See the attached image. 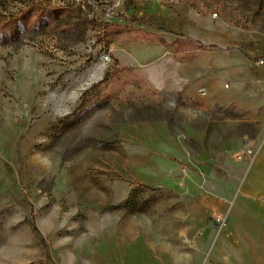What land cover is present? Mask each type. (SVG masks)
Segmentation results:
<instances>
[{
  "label": "rangeland",
  "instance_id": "1",
  "mask_svg": "<svg viewBox=\"0 0 264 264\" xmlns=\"http://www.w3.org/2000/svg\"><path fill=\"white\" fill-rule=\"evenodd\" d=\"M259 58L264 0H0V264H216L221 200L264 234Z\"/></svg>",
  "mask_w": 264,
  "mask_h": 264
},
{
  "label": "crops",
  "instance_id": "2",
  "mask_svg": "<svg viewBox=\"0 0 264 264\" xmlns=\"http://www.w3.org/2000/svg\"><path fill=\"white\" fill-rule=\"evenodd\" d=\"M263 66V65H262ZM228 204L225 200H221L218 204H211L208 203V207L206 210H210L211 207L217 208L218 211H221L223 213V224L221 227L227 226V229L225 230L217 228L215 229L210 225V223L206 222L205 214L204 212L202 216L200 215H194L193 213H173V228L174 230H180V234L182 235H189L194 232V228L196 227H204L207 232V236H209L210 232L216 231V233L222 230L224 234L219 235V240L217 245H213L210 253H214L212 256V259H214V262L216 264H240L242 261V257L244 258L243 252L250 251V252H261L264 251V234L262 231H259V229L256 230H248V233L242 234L241 237L238 235L237 228L230 227L232 225L231 223L226 222V219L230 217V213H227L226 216V209ZM257 208L259 211L257 213L264 214V205L257 203ZM260 209H263L261 211ZM238 214L235 216L233 215L232 220L236 219ZM183 220V223L178 224L177 221ZM179 226V228H178ZM214 230V231H213ZM225 230V231H224ZM219 231V232H220ZM214 233V235L216 234ZM177 234V231L173 232V236ZM213 235V236H214ZM211 236V235H210ZM213 238V237H211ZM210 238V240H212ZM244 242V244H243ZM210 243V242H209ZM246 246V247H245ZM152 254L154 258H158L159 261L162 259L161 257V246L159 247H152ZM193 249H187L184 248L182 243H175L173 244V254L170 255V262L171 264H201L202 261L199 263L193 254ZM158 254V256L156 255ZM250 258V257H249ZM252 263L257 264L256 258H252ZM242 264V263H241Z\"/></svg>",
  "mask_w": 264,
  "mask_h": 264
},
{
  "label": "trees",
  "instance_id": "3",
  "mask_svg": "<svg viewBox=\"0 0 264 264\" xmlns=\"http://www.w3.org/2000/svg\"><path fill=\"white\" fill-rule=\"evenodd\" d=\"M141 33L145 39H150L153 41H158L160 43H165V40L155 33L148 32V31H143ZM175 42L178 47H182V46L193 47L194 46L193 43L189 41H175ZM204 48H205L204 46L199 47V49H204Z\"/></svg>",
  "mask_w": 264,
  "mask_h": 264
},
{
  "label": "built area",
  "instance_id": "4",
  "mask_svg": "<svg viewBox=\"0 0 264 264\" xmlns=\"http://www.w3.org/2000/svg\"><path fill=\"white\" fill-rule=\"evenodd\" d=\"M263 64H264V59H263V58H259V59L257 60V65L262 66ZM243 153H250V151H247V152H245V151H239V152L236 154V157H237V158H240V156H241ZM217 221H219V223H223V222H224L223 219H222V217H217Z\"/></svg>",
  "mask_w": 264,
  "mask_h": 264
}]
</instances>
